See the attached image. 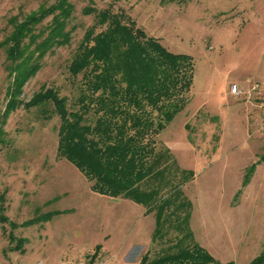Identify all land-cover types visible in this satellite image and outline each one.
Instances as JSON below:
<instances>
[{"label":"rangeland","instance_id":"rangeland-1","mask_svg":"<svg viewBox=\"0 0 264 264\" xmlns=\"http://www.w3.org/2000/svg\"><path fill=\"white\" fill-rule=\"evenodd\" d=\"M54 2L0 0V43L11 33L10 19L21 22ZM69 2V44L41 60L4 126L0 264H141L143 256L153 260L180 238L166 225L152 242L154 212L94 193L80 172L57 157V116L45 120L43 109L24 108L43 89L55 90L72 107L81 82L67 68L93 25V17L81 13L87 6L124 13L169 52L193 59L189 102L159 134L155 155L168 150L179 169L193 175L181 191L192 207L194 241L221 264H250L264 247V0ZM5 57L0 49V117L10 87ZM172 161H159L171 183L161 197L180 182Z\"/></svg>","mask_w":264,"mask_h":264},{"label":"trees","instance_id":"trees-1","mask_svg":"<svg viewBox=\"0 0 264 264\" xmlns=\"http://www.w3.org/2000/svg\"><path fill=\"white\" fill-rule=\"evenodd\" d=\"M73 13L69 0H55L21 22L9 20L11 33L0 43L10 79L0 117V146L5 143V123L18 107L24 86L40 70L41 60L69 44L67 27ZM81 13L92 16L93 25L85 31L67 68L71 78L80 77L78 97L69 108L66 98L43 89L24 108L43 109L45 120L57 116V157L80 172L94 193L128 199L154 212L152 242L162 237L166 225L180 235L172 250L150 261L143 256L141 264H221L194 241L189 226L192 207L181 187L192 173L180 170L168 150L164 157L155 155L159 134L189 102L193 59L169 52L124 13L92 6ZM49 17L46 30L36 33ZM163 158L173 160L180 180L165 197L161 192L171 183L167 169H159ZM153 182L150 190L142 189V184ZM4 203L5 194H1L0 222H6ZM250 264H264V247Z\"/></svg>","mask_w":264,"mask_h":264},{"label":"built area","instance_id":"built-area-1","mask_svg":"<svg viewBox=\"0 0 264 264\" xmlns=\"http://www.w3.org/2000/svg\"><path fill=\"white\" fill-rule=\"evenodd\" d=\"M231 93L233 94V95H238L239 93H238V90H237V88L235 87V86H232L231 87Z\"/></svg>","mask_w":264,"mask_h":264},{"label":"crops","instance_id":"crops-1","mask_svg":"<svg viewBox=\"0 0 264 264\" xmlns=\"http://www.w3.org/2000/svg\"><path fill=\"white\" fill-rule=\"evenodd\" d=\"M195 237H197L196 235H195ZM199 239V238H198ZM203 248V247H202ZM205 249V248H204Z\"/></svg>","mask_w":264,"mask_h":264}]
</instances>
